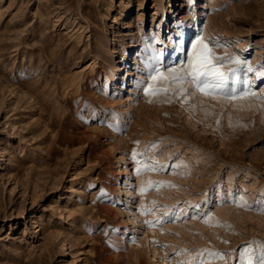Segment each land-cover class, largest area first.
Wrapping results in <instances>:
<instances>
[{
  "label": "rangeland",
  "instance_id": "obj_1",
  "mask_svg": "<svg viewBox=\"0 0 264 264\" xmlns=\"http://www.w3.org/2000/svg\"><path fill=\"white\" fill-rule=\"evenodd\" d=\"M157 1L0 0V264H240L245 248L258 264L264 79L246 75L264 73V0H176L167 16L176 9L171 18L178 22L161 26ZM211 13L217 22L205 33ZM182 25L195 28L193 35L174 62L163 57L164 65L177 66L202 36L222 58L213 63L229 75V86L234 72L237 91L251 85L249 94L230 101L185 84L177 95L180 85L151 81L155 52L176 43ZM139 36L148 57L138 53ZM96 44L100 51L92 50ZM128 57L140 61L133 60L131 74L117 70ZM144 58L149 63L140 70ZM99 64L106 66L100 88L84 93ZM110 67L126 75L115 88L105 80ZM149 84L169 91L151 96L143 90ZM63 127L73 138L63 137ZM134 151L142 155L134 159ZM137 160L164 168L138 174ZM111 163L121 172L117 189L108 191L114 213L106 215L101 176H111L104 171Z\"/></svg>",
  "mask_w": 264,
  "mask_h": 264
},
{
  "label": "snow or ice",
  "instance_id": "obj_2",
  "mask_svg": "<svg viewBox=\"0 0 264 264\" xmlns=\"http://www.w3.org/2000/svg\"><path fill=\"white\" fill-rule=\"evenodd\" d=\"M164 53L156 51L153 57V63L149 64V77L151 81L155 82L158 79L165 81L167 84H178L181 87L174 90V94H180L181 92L186 91L183 87L185 84L192 85L196 92H202L205 95H214L219 93L224 98L228 100H234L238 95L243 94L247 95L250 92L251 85H248V89L245 90L243 87L240 89V92L237 91L235 87V78L233 72V84L229 86V75L220 71L217 68V65L213 61H220L222 58L217 57L209 48L208 44L205 43L204 37L200 36L195 41L192 42L190 51L185 53V58L177 64V66H165L163 63ZM235 63H241L239 59L234 61ZM264 76V73H261ZM143 83V82H142ZM246 81H242L241 84H246ZM147 94L155 96L158 93H167L169 88L167 87H154L152 84L147 85L143 89ZM255 95V93H251ZM165 102L171 103V100H166ZM138 143V142H137ZM151 147H155L152 145ZM142 155L138 152H133V158L136 159L137 156ZM138 165H142L137 168V173L145 170H156V168H164L163 165H159L158 162L153 161L151 165L143 164L142 161L137 160ZM176 168L186 167V165H174ZM152 182H150L151 184ZM157 185L170 184L167 181L155 182ZM174 186V185H173ZM147 189H141V191H146ZM155 203V202H153ZM242 206L247 208L254 207L247 203V201L241 200L239 202ZM196 207H199L198 205ZM255 207L260 211L264 212V201H257ZM144 211H151V209H146ZM169 219H178L179 217L175 214H166ZM205 222H208V218L205 217ZM146 224L153 226L155 222L146 221ZM231 227V226H229ZM227 243V241H225ZM167 247V245H165ZM183 253H187V249L180 250ZM208 251L209 255L213 257H220L223 259V254L219 252ZM250 249L245 248L241 253V256L238 257L240 264H255L251 255H249ZM202 255V254H201ZM179 264H189L188 261H180ZM199 264H208L207 261L199 259ZM258 264H264V250L261 251V256Z\"/></svg>",
  "mask_w": 264,
  "mask_h": 264
},
{
  "label": "bare ground",
  "instance_id": "obj_3",
  "mask_svg": "<svg viewBox=\"0 0 264 264\" xmlns=\"http://www.w3.org/2000/svg\"><path fill=\"white\" fill-rule=\"evenodd\" d=\"M92 1V0H91ZM172 1H174L172 3ZM175 1L176 0H167L166 2H164V0H158L154 9L158 10L160 9L161 10V14H162V20L159 22V26H161L163 23H165V20H168V18H170V20L174 21V24H176L178 21L177 20H174L173 17L171 18V15L175 14L176 12V9L174 11H171L170 12V17L167 16V14L169 13L168 10L170 7L174 6L175 5ZM213 1V0H212ZM220 1H223L225 2L226 0H214L213 2H220ZM215 4V3H214ZM213 4V5H214ZM174 12V13H173ZM128 13V11H127ZM159 13V11H158ZM126 14V13H125ZM211 18L214 19V21H210V20H207L206 21V25L204 28V31L205 33H207L208 29L209 28H212L213 23H216L217 22V18H218V15H216L215 13H211ZM129 17V16H128ZM222 15H219V18H221ZM127 18V17H126ZM124 18V19H126ZM224 24V23H223ZM216 25V24H215ZM177 26V25H176ZM195 30V28H193L192 26H180L178 27V29L176 30V33H178V41H176V43H173V40L172 42L170 43V47L164 51H162L161 49L159 50L160 52H163L164 53V56L163 57H167L166 58V61L168 62H174L175 58L177 56H181L183 51H184V47L185 45L189 42V38L193 35V31ZM220 30V29H219ZM204 33V32H203ZM217 33V32H216ZM217 37H219L220 35L217 34L216 35ZM197 36H195L196 38ZM157 36L154 37V41L157 40ZM194 38V39H195ZM131 38H129L128 40H130ZM143 41V42H142ZM175 42V40H174ZM137 46H138V53L140 52V48H141V52H143V54L148 57L150 56V47L147 45L146 41L143 40L142 37L139 36V39H138V42H137ZM235 45L240 48L241 50H245L247 47H246V44L243 43L242 41H236L235 42ZM174 48V49H173ZM173 49L172 53H171V50ZM92 50L93 51H100L101 50V47L99 46V44H96L92 47ZM140 52V53H141ZM97 57H95V61H96ZM163 59V58H162ZM133 60H135V62H140L139 60H137V58H133V57H128L127 58V61L125 62V64H123L122 66H119L121 67L117 70H125L127 67V74L130 72V68H132V64H133ZM97 62H95L96 64ZM130 63V64H129ZM149 63V60L147 58H144L141 63H139L140 65L138 66L140 70H144V67L146 64ZM94 67V65H93ZM96 67V66H95ZM105 68L106 66L105 65H101L99 64L98 68H93V72H92V75L91 77L84 83V93L85 91L87 93H90V92H93L95 91L96 89H99L100 86H101V79H100V74H101V69ZM116 69H111V67L109 69H106V73H105V77H106V82L107 81H110V84L113 88H115V84L118 83L119 81V78L120 80L124 81V79L126 78V75H123V73H119ZM131 74V73H129ZM123 75V76H122ZM122 76V77H121ZM249 77L250 80L254 81V80H260V79H264V76L261 75V71H256L254 72L252 75H246V78ZM141 78V75L138 74V79ZM125 83V82H124ZM78 89V88H77ZM124 89V87L122 88ZM113 91L115 92V89H113ZM84 95V94H83ZM88 95V94H87ZM91 96V94H90ZM130 100L131 98L128 97L127 98V106L130 105ZM144 102V101H143ZM144 105V104H143ZM126 109H124V111H126ZM73 118V117H72ZM64 126V125H63ZM61 127V126H60ZM65 127V126H64ZM63 127V129H64ZM62 128V127H61ZM68 128V127H67ZM70 130V129H69ZM67 130V132L69 131ZM63 131V130H62ZM73 131V130H72ZM64 132H65V129H64ZM82 135V138L85 140L87 138V136L89 135L88 132H82L81 133ZM67 137V138H73L72 134L69 135L67 134L66 132L63 133V137ZM62 137V138H63ZM87 140V139H86ZM98 142V140H97ZM103 141L101 139V141L98 143V144H102ZM100 145L98 146V151L101 152V148H100ZM97 147V146H96ZM91 149L93 148V146L90 147ZM90 149V150H91ZM104 150V149H103ZM102 150V151H103ZM95 151V149H94ZM93 152V150H92ZM98 157V156H97ZM100 158V157H99ZM106 172H109V174H111V176H104L102 175L101 176V186L104 188V190L102 191V193L100 194L101 195V200L99 201V208L100 210L105 213L106 215H112L114 213L113 211V206H112V199L110 197V199H108L109 197V194H108V191L110 192V195L117 189V182H116V179L115 177L121 172V170L118 169V165L116 163H111V164H107V166H105V170ZM100 211V212H101ZM102 213V214H103ZM17 228V225H13L12 226V230H16ZM119 231V229H118ZM120 232H123V230H120ZM116 237V236H115ZM120 237V236H119ZM117 239V237H116ZM115 242V241H114ZM110 248V247H108ZM106 253V252H105ZM107 254V253H106ZM105 254V255H106ZM107 257V256H106ZM109 258V257H108ZM107 260V259H106ZM140 264H145L144 261H140Z\"/></svg>",
  "mask_w": 264,
  "mask_h": 264
}]
</instances>
